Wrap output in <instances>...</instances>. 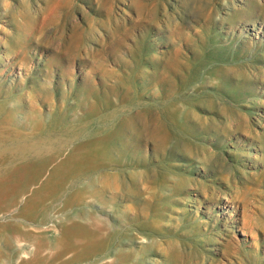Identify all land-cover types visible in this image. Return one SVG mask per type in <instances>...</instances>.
I'll return each mask as SVG.
<instances>
[{"label":"rangeland","instance_id":"374dc122","mask_svg":"<svg viewBox=\"0 0 264 264\" xmlns=\"http://www.w3.org/2000/svg\"><path fill=\"white\" fill-rule=\"evenodd\" d=\"M0 169V264H264V0H0Z\"/></svg>","mask_w":264,"mask_h":264},{"label":"bare ground","instance_id":"6f19581e","mask_svg":"<svg viewBox=\"0 0 264 264\" xmlns=\"http://www.w3.org/2000/svg\"><path fill=\"white\" fill-rule=\"evenodd\" d=\"M96 103H97L96 101L92 100V101H88L87 104L92 106V107H95ZM35 111H36L37 115H39L40 111L37 107H35ZM182 140H183V142L188 143L186 139L183 138ZM108 141L109 140H99L97 142L92 143V147H91L92 150H91V153H89V154H85V155H75L72 153L65 154L61 160H59L57 163H55L52 166V169L49 171L47 177L45 178V181L43 182V186L58 189V186L60 184H62L63 182H65V180H67L69 177L73 176L75 171H78L80 169H83L84 167H88V166L92 165V162L95 160V158L100 157V155H104L105 153H107ZM254 158H257L256 154L254 155ZM56 177H58V178H56ZM47 190H49V189H47ZM38 191H40V190H38ZM28 192H29V190H28ZM231 196H232V194H231ZM235 199H241L243 202L245 200V198L240 197L237 193L235 195ZM25 212H26V210H25ZM256 227L264 230V205H262L260 208L257 209L256 216L253 218V221H248V220L242 218V222L240 225V232L242 235H244L247 233V231H249L250 232L249 234L251 236L256 237V233H255ZM71 235L72 234H70V236ZM74 236H76V235H74ZM72 237H73V235H72ZM80 242L82 243V241H80ZM83 242H85V241H83Z\"/></svg>","mask_w":264,"mask_h":264}]
</instances>
